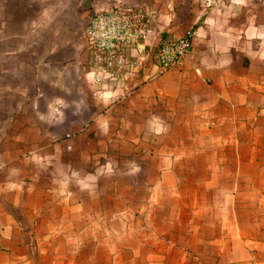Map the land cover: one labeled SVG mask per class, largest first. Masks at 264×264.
I'll list each match as a JSON object with an SVG mask.
<instances>
[{
    "label": "crops",
    "instance_id": "0c3cea01",
    "mask_svg": "<svg viewBox=\"0 0 264 264\" xmlns=\"http://www.w3.org/2000/svg\"><path fill=\"white\" fill-rule=\"evenodd\" d=\"M115 5L143 53L98 85L83 27ZM0 117V264H264V0H0Z\"/></svg>",
    "mask_w": 264,
    "mask_h": 264
},
{
    "label": "built area",
    "instance_id": "2783aa9c",
    "mask_svg": "<svg viewBox=\"0 0 264 264\" xmlns=\"http://www.w3.org/2000/svg\"><path fill=\"white\" fill-rule=\"evenodd\" d=\"M224 0H199L201 7L208 10ZM136 9L111 6L93 10L87 18L83 34L90 54L92 81L98 85H119L137 71L140 60L132 55L130 48L143 53L141 40L145 38L148 19ZM192 31L164 40L157 45L153 54L158 72L177 67L190 49Z\"/></svg>",
    "mask_w": 264,
    "mask_h": 264
},
{
    "label": "rangeland",
    "instance_id": "374dc122",
    "mask_svg": "<svg viewBox=\"0 0 264 264\" xmlns=\"http://www.w3.org/2000/svg\"><path fill=\"white\" fill-rule=\"evenodd\" d=\"M86 22V21H85ZM2 120L0 121V124H2V125H4V123H5V118L6 117H0ZM137 151L135 150V151H133V150H127L126 148L125 149H123V148H118V147H115V149L113 150V152L112 153H109L111 156H115L116 157V159L114 158V162H113V164H112V167H114V168H117V169H123V168H126V167H128V166H131L130 165V162H125L124 160H121V158H119L118 156H122V155H125V156H127V157H133V154L134 153H136ZM113 154V155H112ZM107 155H108V153H107V151L106 150H103L102 152H101V154H97V156H93V160H99V161H101V160H103V159H105L106 157H107ZM134 157H136V154H135V156ZM90 166L91 165H89L88 167L86 166V169L89 171L91 168H90ZM103 185L105 184V180H103ZM45 236H46V238H48V240H51V237H52V232H50V233H46L45 234Z\"/></svg>",
    "mask_w": 264,
    "mask_h": 264
}]
</instances>
